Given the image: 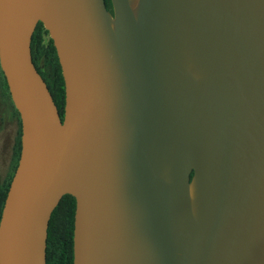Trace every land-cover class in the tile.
<instances>
[{
	"label": "water",
	"instance_id": "1",
	"mask_svg": "<svg viewBox=\"0 0 264 264\" xmlns=\"http://www.w3.org/2000/svg\"><path fill=\"white\" fill-rule=\"evenodd\" d=\"M110 1L0 0L21 122L0 264H46L64 194L73 264H264V0ZM37 22L62 119L32 62Z\"/></svg>",
	"mask_w": 264,
	"mask_h": 264
},
{
	"label": "trees",
	"instance_id": "2",
	"mask_svg": "<svg viewBox=\"0 0 264 264\" xmlns=\"http://www.w3.org/2000/svg\"><path fill=\"white\" fill-rule=\"evenodd\" d=\"M106 8L112 12L110 0H104ZM48 33L41 22H37L31 36L30 50L32 62L45 80L48 90L57 106L60 118L63 117L64 108V82L61 68L56 55L55 47L51 38L43 42V33ZM1 87L5 90L8 101L17 119V132L12 148L11 170L0 185V215L4 199L9 187L10 180L14 173L21 148V122L19 113L14 107L7 83L0 69ZM191 176V174H190ZM75 198L70 194L61 196L59 202L51 212L46 237L45 258L46 264H73V227H74Z\"/></svg>",
	"mask_w": 264,
	"mask_h": 264
},
{
	"label": "rangeland",
	"instance_id": "3",
	"mask_svg": "<svg viewBox=\"0 0 264 264\" xmlns=\"http://www.w3.org/2000/svg\"><path fill=\"white\" fill-rule=\"evenodd\" d=\"M48 38L49 34L44 32L43 42L46 43ZM17 127V119L6 92L0 85V185L11 170L12 148Z\"/></svg>",
	"mask_w": 264,
	"mask_h": 264
},
{
	"label": "flooded vegetation",
	"instance_id": "4",
	"mask_svg": "<svg viewBox=\"0 0 264 264\" xmlns=\"http://www.w3.org/2000/svg\"><path fill=\"white\" fill-rule=\"evenodd\" d=\"M34 64V63H33ZM35 66V65H34ZM36 69H37V71L39 72V70H38V68L37 67H40V65L39 64H36ZM41 75V74H40ZM43 78V77H42ZM45 81V80H44ZM15 116V115H14Z\"/></svg>",
	"mask_w": 264,
	"mask_h": 264
}]
</instances>
